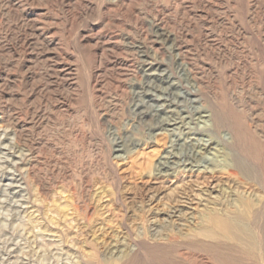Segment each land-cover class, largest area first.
<instances>
[{
    "label": "rangeland",
    "instance_id": "374dc122",
    "mask_svg": "<svg viewBox=\"0 0 264 264\" xmlns=\"http://www.w3.org/2000/svg\"><path fill=\"white\" fill-rule=\"evenodd\" d=\"M118 1L0 0V264H264V201L247 218L254 248L146 226L177 210L200 221L234 198L237 183L172 192L149 173L169 140L147 116L152 95L194 98L197 77L231 82L258 111L261 136L205 95L264 194V0Z\"/></svg>",
    "mask_w": 264,
    "mask_h": 264
},
{
    "label": "bare ground",
    "instance_id": "6f19581e",
    "mask_svg": "<svg viewBox=\"0 0 264 264\" xmlns=\"http://www.w3.org/2000/svg\"><path fill=\"white\" fill-rule=\"evenodd\" d=\"M151 69H152L151 66L148 69H145L147 70L145 75H149V76L154 75L155 73L151 72ZM208 72L210 71L208 70ZM211 73L213 74V72ZM194 82L195 83L192 84V87L185 89V94L188 95L187 97L193 96L194 98L189 97L186 99L185 97H183L185 99L184 101L182 100V102L177 101V97H182L179 93L178 94L176 93V97H174L173 99H169L167 96H165V94H163L162 91H160L159 95L151 94L152 96H154L152 97V100L157 101L156 102L157 104L153 105V109L151 110L152 112L147 113V116H149L150 119L153 118L157 120V122L159 123V127L155 128L154 130L155 133L156 134L159 132L166 133L169 137V140L167 147L160 155V157L157 159V161L153 164L152 168H150L151 170L149 171V173L150 176L158 180L160 184L166 185V189H170L172 190V192L182 188L181 186L184 185L188 180L189 181L192 180L194 184L196 183L197 185L201 183H205L207 184V186L213 185V187L214 186L222 187L223 183H227V185L223 187L226 190L231 187V185H229L230 183L233 184L237 183L238 187L235 186L234 188L233 186L234 192L232 193V195L234 198H230L229 201L230 204H228V207L232 209H229L227 207L224 208V210H221L220 208L214 207V205L212 204V207L207 206L208 207L206 208L207 212L206 213L203 212L204 215L201 217L200 221H195L193 217H190L189 219H183V217L186 216V214L185 215L182 214L181 210L166 212L165 218H163L162 223L158 222L156 218L152 222H150L149 220V223L145 225L147 227H150V229L152 227H160V228L167 227L171 230H176L177 232L181 231L183 228H188L193 232L194 235H202L204 237L211 239L221 238V239H230V240H238V241L241 240L246 242L250 246V248H254L255 240L250 230L251 224L247 218L262 205L264 201V194L262 192L260 193V191L256 190V188H253V186L249 184V180H251V174L249 172L247 165L244 163L243 160H241V157L238 155L236 149L237 134L235 129L233 127L222 129V125L219 123L218 120L216 107H214V104H211L210 102H208V100H206L205 95L207 94L210 95L211 98L213 99L212 100L213 102H216L218 98L220 99V97H223L225 100L230 101L231 102L230 104H232L233 107L236 109L238 115H241L242 117L246 118V121H248V127H252L253 125V128L256 134L258 135L263 134V131L259 128V124H257L260 121L259 113L253 107H248L247 109L244 108V106L242 105V98L240 92L238 91V87L233 85L231 82H226V87L224 89H222L219 86L206 84L207 82L203 81L201 77H197L196 81ZM250 88L256 90L258 89L256 85H251L249 86V89ZM92 108L94 107L92 106ZM111 150L113 156L120 158L126 157L124 156V154H127L129 153V151H131V149H126L124 144L122 145L117 143L113 146V148H111ZM110 167L112 166L110 165ZM259 168L261 167L259 166ZM25 175L26 176L28 175L27 171L25 172ZM38 187L39 188L41 187L40 183L38 184ZM225 189H223L222 192H224ZM208 190L210 191L208 192ZM211 190L212 189H207V191L205 192L209 193L210 195L212 194ZM217 191L219 192L218 189ZM224 193H227V191H225ZM198 196H200V194H198ZM173 197H175V195ZM178 198L180 199V197ZM214 198L216 199L217 196H215ZM176 213H178L176 215L178 216V219L175 216L176 219L171 220V217H173L172 215ZM186 230L187 229H185L184 231ZM141 249L142 248H140L139 250ZM101 264H106V262L103 261V263Z\"/></svg>",
    "mask_w": 264,
    "mask_h": 264
}]
</instances>
